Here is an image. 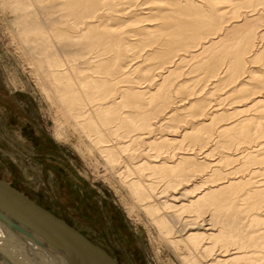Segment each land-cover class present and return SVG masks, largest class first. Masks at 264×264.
I'll use <instances>...</instances> for the list:
<instances>
[{
    "label": "rangeland",
    "instance_id": "obj_1",
    "mask_svg": "<svg viewBox=\"0 0 264 264\" xmlns=\"http://www.w3.org/2000/svg\"><path fill=\"white\" fill-rule=\"evenodd\" d=\"M0 179L118 264H264V0H0Z\"/></svg>",
    "mask_w": 264,
    "mask_h": 264
},
{
    "label": "water",
    "instance_id": "obj_2",
    "mask_svg": "<svg viewBox=\"0 0 264 264\" xmlns=\"http://www.w3.org/2000/svg\"><path fill=\"white\" fill-rule=\"evenodd\" d=\"M0 227L34 264H118L81 233L1 179Z\"/></svg>",
    "mask_w": 264,
    "mask_h": 264
},
{
    "label": "bare ground",
    "instance_id": "obj_3",
    "mask_svg": "<svg viewBox=\"0 0 264 264\" xmlns=\"http://www.w3.org/2000/svg\"><path fill=\"white\" fill-rule=\"evenodd\" d=\"M260 102H262V99H259L257 101V103H260ZM143 196H144L142 198L143 201L144 200L146 201L147 199L152 198L151 195L149 196V198L147 197V195H143ZM158 198L160 199V196L156 197V199L152 198L154 200L153 203L158 201ZM179 198L180 197L178 196V198L176 197L175 199L177 200ZM200 198H202V196L198 197L197 199H200ZM181 201H186V203H188V205L190 206L194 205L193 204L194 202L192 201H187V200H181ZM147 203H150V202H147ZM157 204H160V203H157ZM163 205L166 208V204H163ZM156 206L152 205L148 207L151 209L150 211L154 212ZM180 207L184 208L183 204H181ZM164 215L162 214L161 216L154 215V223L161 230V232H163V234L171 235V236L174 235V237L172 238L173 241L171 243L175 244V250L184 251L182 255L185 256V258H183V260L186 261V258L188 257H192L193 259L197 257L200 259L207 260V257L205 255L206 252L210 256V254L213 252V249H214V244L213 246H210V247H208V245H210L212 240L218 237L219 235V233L211 234L210 231H213V229L211 228L210 222L202 219L200 220L199 223H197V219L201 218V215L197 214V216H195V218L189 224L182 225L181 223H179L178 220L175 219L174 216L168 217L170 218L168 220L166 218V215L165 216ZM218 228L220 229V227ZM218 254L216 255L214 254L215 257H219V258L227 257L226 252L223 255L221 254L218 255ZM232 255L234 257L227 258V259L208 260V262L205 261V263L206 264H237L240 261L244 260V255H242V253H240L238 249L237 251L233 252ZM0 264H34L32 259L28 255V253L22 247H20L14 241V239L6 231H4L1 227H0Z\"/></svg>",
    "mask_w": 264,
    "mask_h": 264
}]
</instances>
